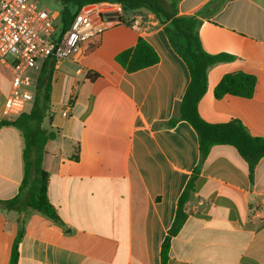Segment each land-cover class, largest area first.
I'll return each instance as SVG.
<instances>
[{
	"label": "crops",
	"instance_id": "1",
	"mask_svg": "<svg viewBox=\"0 0 264 264\" xmlns=\"http://www.w3.org/2000/svg\"><path fill=\"white\" fill-rule=\"evenodd\" d=\"M214 0H168L178 13L195 15ZM199 35L204 49L233 61L208 71L198 104L209 124L240 121L264 137V0H217ZM79 66L51 57L41 65L51 76L52 119L58 132L48 146V196L60 222L31 212L19 244L18 264H162V246L179 198L200 160L198 135L187 121L169 127L190 83L184 60L164 25L146 9L125 11ZM138 22L135 26L134 23ZM142 38L158 63L128 72L117 56ZM257 79L251 98L215 97L224 75ZM41 74V73H40ZM91 79L92 76H96ZM12 70L0 64V122L12 91ZM22 132L0 128V201L14 198L24 176ZM264 157L253 181L236 149L216 145L201 169L188 218L172 238L167 264H264ZM19 214L0 209V264H9Z\"/></svg>",
	"mask_w": 264,
	"mask_h": 264
},
{
	"label": "trees",
	"instance_id": "2",
	"mask_svg": "<svg viewBox=\"0 0 264 264\" xmlns=\"http://www.w3.org/2000/svg\"><path fill=\"white\" fill-rule=\"evenodd\" d=\"M62 11L57 28L60 34L67 31L82 7L93 3H118L125 11L146 9L153 13L164 25V32L173 48L186 63L190 73V83L181 103L176 108L169 127L180 121H187L198 135L200 160L194 169L190 180L182 192L176 210V216L171 229L162 246L161 263L169 260L170 244L184 226L187 218V204L197 191L201 169L210 150L216 145H227L237 150L248 163L250 178L253 181L256 165L264 157V137L252 136L247 128L238 120L223 124H209L199 115L198 104L207 90L208 71L221 63L233 61V56L226 53L212 54L207 52L202 44L199 28L203 20L209 18L214 10L210 2L195 15L183 16L178 13L177 3L169 4L168 0H57ZM219 1V0H218ZM116 60L128 72H135L159 61L158 54L144 39L140 38L135 47L121 52ZM45 71L42 69L38 79L37 95L34 106L29 113L21 114L12 121L0 122V128L13 126L22 132L24 137L23 163L24 176L18 194L9 200L0 201V209L15 211L19 216L20 229L15 239L9 264H18L19 244L24 234V226L31 212L41 214L54 222H60L56 208L50 202L48 188L50 172L44 162L48 146L58 136V132L50 127L51 123V76L45 81ZM96 76H92L94 79ZM257 79L243 72L228 73L223 76L215 88V97L222 99L226 95L251 98L254 95Z\"/></svg>",
	"mask_w": 264,
	"mask_h": 264
},
{
	"label": "built area",
	"instance_id": "3",
	"mask_svg": "<svg viewBox=\"0 0 264 264\" xmlns=\"http://www.w3.org/2000/svg\"><path fill=\"white\" fill-rule=\"evenodd\" d=\"M121 5L102 2L85 5L63 34L57 28V16L30 0H0V64L13 73L12 91L4 115L10 116L16 105L17 117L29 113L35 103L41 65L48 58L71 60L79 66L86 48L96 43L118 22ZM135 26L138 22L134 23ZM12 55V61L8 56ZM264 212L263 207L255 209Z\"/></svg>",
	"mask_w": 264,
	"mask_h": 264
},
{
	"label": "rangeland",
	"instance_id": "4",
	"mask_svg": "<svg viewBox=\"0 0 264 264\" xmlns=\"http://www.w3.org/2000/svg\"><path fill=\"white\" fill-rule=\"evenodd\" d=\"M30 1L37 2L40 8L48 9L52 11L53 15L55 17L57 16V23H59L61 17V11H62V6L59 1L57 0H30ZM13 58L14 57L12 55L8 56L9 61H12Z\"/></svg>",
	"mask_w": 264,
	"mask_h": 264
}]
</instances>
